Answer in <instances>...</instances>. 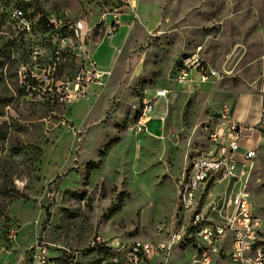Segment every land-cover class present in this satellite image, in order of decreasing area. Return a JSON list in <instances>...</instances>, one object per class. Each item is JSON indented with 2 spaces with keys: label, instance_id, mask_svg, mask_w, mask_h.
<instances>
[{
  "label": "rangeland",
  "instance_id": "1",
  "mask_svg": "<svg viewBox=\"0 0 264 264\" xmlns=\"http://www.w3.org/2000/svg\"><path fill=\"white\" fill-rule=\"evenodd\" d=\"M129 1L0 0V264H41L33 257L38 245L50 260L62 258L87 250L96 236L158 243L169 229L156 226L183 217L178 186L186 164L209 148L204 124L223 103L245 116L250 97L259 98L248 91L264 77V0H136L139 9L130 11ZM128 13L134 24L110 75L84 98L57 99L56 88L110 44L109 28ZM78 22L82 37L71 38L67 28ZM196 53L220 76L197 88L177 84L176 69ZM30 71L43 81L35 91L24 80ZM162 90L166 96L156 97ZM258 156L248 192L264 233V153ZM100 245L80 264H115L116 254ZM193 258L189 244L166 264Z\"/></svg>",
  "mask_w": 264,
  "mask_h": 264
},
{
  "label": "built area",
  "instance_id": "2",
  "mask_svg": "<svg viewBox=\"0 0 264 264\" xmlns=\"http://www.w3.org/2000/svg\"><path fill=\"white\" fill-rule=\"evenodd\" d=\"M12 15L18 20L24 19L22 10H15ZM51 27L54 36H58V28L53 22ZM83 28V23L78 22L69 26L67 31L71 38L79 39ZM116 32V27L111 26L109 38H113ZM69 39L62 37L61 41L65 44ZM109 75V71H102L86 56L73 82L63 88L57 87L55 96L65 101L70 98L67 94L70 92L76 98H84L90 85L102 84ZM194 75L198 77L197 81ZM207 75H214V78L220 76L218 71L205 65L196 53L185 57L184 64L176 69L174 80L185 86L195 83L204 85ZM24 80L33 91L41 88L43 83L33 71L26 72ZM69 86H72V90H69ZM166 93L167 90L157 91L156 97H164ZM152 109L151 102H146L137 124L139 132L145 131L143 120ZM204 130L209 148L186 164L178 186L177 210L183 217L167 227L156 226V232L169 229V236L162 237L160 243L105 240L96 236L87 250H66L69 254L65 257L50 260L47 248L38 245L33 257L41 264H80L79 258L91 253V245L103 244L110 246L111 253L116 254L115 264H166L177 247V240H184L187 245L191 244L194 251L191 264H208L211 256H218V264H264L263 222L256 216L248 192L254 174L250 173V163L257 162L260 152L264 153V143L261 142L264 138V94L256 126L239 125L234 117L233 105L223 103L216 116L204 124ZM256 137V145L243 150L242 141H253ZM222 223H230V230H222ZM19 232L20 227L12 228L7 233V241L16 243ZM142 253H149L148 262H141Z\"/></svg>",
  "mask_w": 264,
  "mask_h": 264
},
{
  "label": "crops",
  "instance_id": "3",
  "mask_svg": "<svg viewBox=\"0 0 264 264\" xmlns=\"http://www.w3.org/2000/svg\"><path fill=\"white\" fill-rule=\"evenodd\" d=\"M129 3H130L129 11L133 10V8L139 9V7H140V4L138 3V8H136L135 5L133 4V0L129 1ZM127 15H128L127 20H124V21L117 20V23L119 24V26H118L117 32L114 35V37L113 38L111 37V39H110L112 44H111V42H110V44H108L109 42H107L105 40L100 45V47L96 49V51H95V53L93 55V58L90 57L96 63L98 68L101 69L102 71H105V72L109 71L110 72V69H112V65H113L114 54H115L117 48L122 44L124 39L127 37V35H128L127 33L129 32L130 25L132 26L134 24V19H133L132 13H130V14L128 13ZM115 17H117V16L115 15L114 19H115ZM137 18H138V15H137ZM132 19H133V22L130 21ZM123 29H124L123 37L118 42L114 41V39L120 34L121 30H123ZM207 66L212 68V69H214L210 65H207ZM194 78H195L196 81L198 80V77L195 76V75H194ZM262 78L264 80V77H262ZM263 80H262V82L260 84H258V89L256 88L255 84H252L251 88L253 90H249L248 91L250 93H254V91L258 90L259 91V98L254 100L253 96L250 97L251 101H254V103L252 102V104L249 106L247 115L243 116V115L237 114L236 111H235V106L233 107V109H234V117H235L236 122H238L239 124L241 123L243 126L253 127V126H256V124L259 121L260 110H261V107H262V95L264 94ZM201 86L202 85H200L198 83H195V84H191L189 87L190 88H197V87H201ZM255 139H256L255 141L253 140V141H249V142H247L245 140L242 141L243 150L244 149L253 148L256 145V142H257L258 138L256 137Z\"/></svg>",
  "mask_w": 264,
  "mask_h": 264
},
{
  "label": "bare ground",
  "instance_id": "4",
  "mask_svg": "<svg viewBox=\"0 0 264 264\" xmlns=\"http://www.w3.org/2000/svg\"><path fill=\"white\" fill-rule=\"evenodd\" d=\"M133 4L136 6L137 5V1L133 0ZM139 18H141L140 20H142L143 18L141 16H139ZM185 60H183L180 63L179 68L182 66V64H184ZM214 77V75H207V79ZM256 167V162H251L250 163V173H253L254 169ZM222 230H230V223H222ZM169 235H167L168 237ZM158 243H160V241H158ZM100 244H96V245H92L93 249L96 246H99ZM187 245L186 242H184V240H177V247H175V249H181L183 246ZM102 246L101 248H108L111 249L110 246L108 245H100ZM100 248V249H101ZM105 250V249H104ZM94 251V250H93ZM104 252V251H103ZM108 252V251H107ZM218 259V256H211L210 258H208V264H216V261ZM149 261V253H142L141 255V262H148Z\"/></svg>",
  "mask_w": 264,
  "mask_h": 264
},
{
  "label": "trees",
  "instance_id": "5",
  "mask_svg": "<svg viewBox=\"0 0 264 264\" xmlns=\"http://www.w3.org/2000/svg\"><path fill=\"white\" fill-rule=\"evenodd\" d=\"M52 28V27H51Z\"/></svg>",
  "mask_w": 264,
  "mask_h": 264
}]
</instances>
